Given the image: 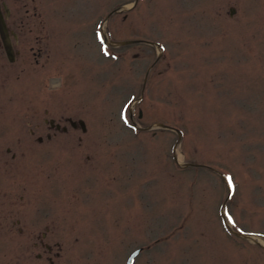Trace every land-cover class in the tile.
Returning a JSON list of instances; mask_svg holds the SVG:
<instances>
[{"label": "rangeland", "instance_id": "1", "mask_svg": "<svg viewBox=\"0 0 264 264\" xmlns=\"http://www.w3.org/2000/svg\"><path fill=\"white\" fill-rule=\"evenodd\" d=\"M3 2L7 260L264 264V0Z\"/></svg>", "mask_w": 264, "mask_h": 264}, {"label": "flooded vegetation", "instance_id": "2", "mask_svg": "<svg viewBox=\"0 0 264 264\" xmlns=\"http://www.w3.org/2000/svg\"><path fill=\"white\" fill-rule=\"evenodd\" d=\"M3 5H4L3 0H0V6H1L2 15L5 18L6 15H5L4 10H3ZM6 26H7V23H6ZM7 28H8V26H7ZM8 31H9V36H10V42H11V48H12V53H13V59L16 60V51H15V48L13 46V42L16 41L17 35L12 30H9L8 29ZM12 34H15V37ZM1 50L4 53L2 38L0 36V54H1ZM1 206H2V208H1V212H0V241L6 235L5 234L6 233V229H7L6 228V225H7L6 224L7 223L6 220L8 218V215L10 216L11 214H13L11 210L8 211V206H7V204L5 202H2L1 203ZM10 206L17 207L15 204L14 205L13 204H10ZM12 220H14L13 221L14 224H16V223L19 222V219L18 218H14V219L11 218L10 219V223L12 222ZM13 223H11V224H13ZM11 230H12V232H16L17 235H22V229L21 228L10 229V231ZM5 249H6L5 248V244L0 242V264H16V263H13L12 260H7V256H6Z\"/></svg>", "mask_w": 264, "mask_h": 264}, {"label": "water", "instance_id": "3", "mask_svg": "<svg viewBox=\"0 0 264 264\" xmlns=\"http://www.w3.org/2000/svg\"><path fill=\"white\" fill-rule=\"evenodd\" d=\"M5 11H6V14L8 15V10L4 7ZM0 36L2 38V43H3V47H4V51H5V54H6V57L8 59L9 62H12L13 61V53H12V48H11V43H10V38H9V33H8V30L6 28V25H5V21H4V18L2 16V13L0 11ZM137 41H125V42H121L119 43L120 45H123V44H132V43H135ZM50 125L51 126H54V123L51 121L50 122ZM70 125L73 127V128H76L78 125L81 127L82 130H85V124L83 121H78L77 123L74 122V121H70ZM160 127H163V128H169L165 125H162V124H159ZM56 129H60V126L59 125H56L55 126ZM62 130H66V127H63ZM176 132L178 133L179 135V139H180V131L176 130ZM230 195V193L228 194V196ZM245 237L249 238V235H245ZM139 253V250H136L135 252H133L129 259L127 260L126 264H132L134 258L138 255Z\"/></svg>", "mask_w": 264, "mask_h": 264}, {"label": "bare ground", "instance_id": "4", "mask_svg": "<svg viewBox=\"0 0 264 264\" xmlns=\"http://www.w3.org/2000/svg\"><path fill=\"white\" fill-rule=\"evenodd\" d=\"M248 239H250L251 241H255V242L258 243V239H259V238L255 237V236H249ZM259 240H260V242H263V239L260 238ZM263 243H264V242H263Z\"/></svg>", "mask_w": 264, "mask_h": 264}]
</instances>
